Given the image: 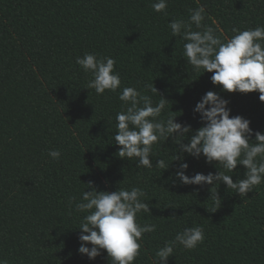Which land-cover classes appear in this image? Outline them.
Returning <instances> with one entry per match:
<instances>
[{
    "label": "trees",
    "instance_id": "trees-1",
    "mask_svg": "<svg viewBox=\"0 0 264 264\" xmlns=\"http://www.w3.org/2000/svg\"><path fill=\"white\" fill-rule=\"evenodd\" d=\"M153 2L0 0V260L112 264L106 250L95 259L78 252L80 223L88 213L76 211L75 203L92 191L91 183L96 191L145 192L141 200L150 212L138 213L137 222L157 227L143 235L133 264H154L159 248L195 226L204 230L203 243L193 250L177 244L168 264H264V182L247 195L223 182L183 184L175 175L182 162L189 177L221 171L233 182L246 169L237 165L229 172L203 155L194 158L180 151L174 137L153 144V168L137 167L136 158L118 156L113 139L116 113L130 106L119 100L124 87L136 88L153 105L164 98L157 119L173 116L191 126L180 143L203 126L193 109L208 91L229 101L230 117L250 120L251 140L255 132L264 133L260 93L214 85L212 73L187 63V41L173 37L169 27L173 20L188 22L189 10L203 5L202 24L223 41L235 34L233 28L264 27V0H168L161 12ZM192 30L203 29L192 25ZM85 53L116 61L121 78L116 92L98 95L85 88L91 74L75 63ZM50 150H60L61 157L51 158ZM158 159L169 167H157Z\"/></svg>",
    "mask_w": 264,
    "mask_h": 264
},
{
    "label": "clouds",
    "instance_id": "clouds-1",
    "mask_svg": "<svg viewBox=\"0 0 264 264\" xmlns=\"http://www.w3.org/2000/svg\"><path fill=\"white\" fill-rule=\"evenodd\" d=\"M167 4L168 0H155L151 7L161 12ZM189 11L188 22L177 19L169 23L173 37L182 36L187 41L183 44L187 63L196 70L202 68L204 72L212 73L211 82L222 85L223 91H258L260 101L264 102V27L247 30L233 28L235 34L222 41L212 27L202 24L205 6ZM192 25L203 30L193 31ZM75 63L85 73L91 74L92 78L85 88L94 89L98 95L106 90L116 92L120 88L121 78L115 71L116 61L113 58L85 53L83 57L78 56ZM152 91L157 92V89L154 87ZM119 100L130 105L115 116L117 131L113 139L120 146L117 153L120 158H136L137 167L151 169L153 144L160 139L174 137V142L180 144V151L194 158L199 159L203 155L207 163L216 161L229 172H233L237 165L246 169L244 178L233 182L232 176L221 171L207 175L196 173L189 177L185 174L188 164L182 162L175 175L183 184L213 185L223 182L239 195H247L252 192L253 186L264 182V133L255 132V140H251L253 130L250 120L240 115L230 117L229 101L216 92L208 91L195 105L193 111L200 114L203 126L195 130L186 144L180 141L192 132L190 125L176 122L173 116H168L166 120L157 119L165 108L164 98L153 105L152 99L142 96L136 88L124 87L119 93ZM48 155L58 160L61 151L50 150ZM156 166L166 169L169 164L158 159ZM88 185L92 191H84L82 200L75 203L76 211L88 213L80 223L78 252L95 259L101 255V250H106L112 264H133L140 254L143 235L155 232L157 227L137 222L138 213L150 212L149 204L141 200L145 192L137 187L131 190L119 187L113 192L96 191L91 183ZM204 238L202 227L184 228L174 240L166 242L156 251L154 264H168L177 244L193 250L203 243ZM89 244L91 247L87 246ZM0 264H7V261L0 260Z\"/></svg>",
    "mask_w": 264,
    "mask_h": 264
}]
</instances>
